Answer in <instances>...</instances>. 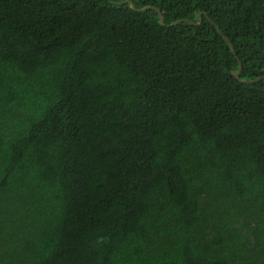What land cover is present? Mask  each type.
Here are the masks:
<instances>
[{
	"label": "trees",
	"instance_id": "1",
	"mask_svg": "<svg viewBox=\"0 0 264 264\" xmlns=\"http://www.w3.org/2000/svg\"><path fill=\"white\" fill-rule=\"evenodd\" d=\"M119 1L0 0V264H264V80ZM132 1L264 75V0Z\"/></svg>",
	"mask_w": 264,
	"mask_h": 264
},
{
	"label": "water",
	"instance_id": "2",
	"mask_svg": "<svg viewBox=\"0 0 264 264\" xmlns=\"http://www.w3.org/2000/svg\"><path fill=\"white\" fill-rule=\"evenodd\" d=\"M125 3L129 4V6L131 7L132 10L138 11V12H143V11H147V10H150V9L155 10L157 12V14H158L160 24L161 25H166V26H175V25H177L179 23H182V22H187V23H189L191 25H201L202 22H203L202 16L205 15L206 18L212 24L215 25V27H216L218 33L221 35V37L228 43V45L230 46V49H231L232 53L234 54L235 58L238 61V69L234 73H232L231 76L233 78L237 79L240 83H243V84L257 83V82H259L261 80H264V75H261V76L255 78V79H242L240 77L241 72H242V63H241L240 59L238 58V56H237V54L235 52V48H234L233 43L230 41V39L227 36H225L223 34V32L221 31L220 27L216 23H214V21L211 20L209 18V16H207L203 11H199L197 13V20H193V19H189V18H180V19H177V20H175V21H173V22H171L169 24H166L165 19H164V16H163V13L161 12L160 8H158L157 6H154V5H145V6H142V7H137L132 0H123V1L117 2V4H120V5L125 4Z\"/></svg>",
	"mask_w": 264,
	"mask_h": 264
}]
</instances>
